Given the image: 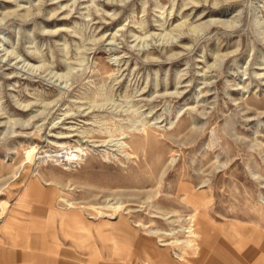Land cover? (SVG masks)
Here are the masks:
<instances>
[{"label": "rangeland", "instance_id": "obj_1", "mask_svg": "<svg viewBox=\"0 0 264 264\" xmlns=\"http://www.w3.org/2000/svg\"><path fill=\"white\" fill-rule=\"evenodd\" d=\"M36 200L72 264H264V0H0V264L52 257L1 241Z\"/></svg>", "mask_w": 264, "mask_h": 264}, {"label": "crops", "instance_id": "obj_2", "mask_svg": "<svg viewBox=\"0 0 264 264\" xmlns=\"http://www.w3.org/2000/svg\"><path fill=\"white\" fill-rule=\"evenodd\" d=\"M63 218L69 219L66 225H63L64 222L62 221ZM57 222H60L59 224ZM59 226V227H58ZM64 226L73 230H83L88 227V225L84 222L82 218V213L80 212H73L72 210H62L55 208L54 204H45L42 201H35L33 205L26 208V204L23 202H15L14 206L11 207L10 211L8 212L7 216L4 219L3 226L1 228L3 235L1 241L5 245H9L12 247H37L41 246L44 250L49 249L50 254L52 257L43 258L41 257L40 262L43 264H72L67 258L60 257V253H53V248H57L56 245L53 243H59L57 245H63L58 238H54L53 240L45 237L39 236H32L27 235L26 232H37L43 230H54V231H66L64 230ZM121 227V231L124 238L123 240H127L132 233H137L138 240H137V252H136V261L142 259L144 264H206L201 260H193L192 262L189 261H181L176 258L171 252L172 249L168 247H163L160 245L159 240L156 236L153 235L154 231H145L142 234V237L139 235L138 231H133L131 228H136V226L125 225ZM31 234V233H30ZM63 239V238H62ZM114 248V247H113ZM22 249V248H21ZM52 249V250H51ZM11 254V255H10ZM9 258L11 261L13 257H15L12 253H10ZM221 260L225 261L226 264V256L224 254L219 253ZM117 255V254H116ZM13 256V257H12ZM33 258L38 260L39 256L33 255ZM90 258V257H89ZM130 258V257H129ZM127 262H121L119 264H130V260ZM66 259V260H64ZM118 260L119 258L116 257ZM126 261V260H125ZM201 261L203 263H201ZM200 262V263H199ZM13 263V262H12ZM109 262L108 264H110ZM142 263V264H143ZM19 264V263H16ZM114 264V263H111ZM136 264V263H135ZM219 264H222L219 262Z\"/></svg>", "mask_w": 264, "mask_h": 264}, {"label": "bare ground", "instance_id": "obj_3", "mask_svg": "<svg viewBox=\"0 0 264 264\" xmlns=\"http://www.w3.org/2000/svg\"><path fill=\"white\" fill-rule=\"evenodd\" d=\"M32 183V182H31ZM33 184V183H32ZM184 189V190H183ZM182 191H187L185 188H182ZM188 192V191H187ZM186 193V192H185ZM24 196V195H23ZM22 196V197H23ZM25 196H27V193L25 194ZM199 197L201 198V195H199ZM203 198V197H202ZM125 224V223H124ZM142 227V226H141ZM193 228H195V230H192ZM193 228L192 229H190V230H188V231H186V233H188L189 234V237L190 238H194V239H192V240H190V241H188L187 243H188V247L187 248H190V247H195L196 245H197V238L199 239L200 237H201V235H202V233L204 232V230L203 229H200L198 226H197V224H196V226L194 227L193 226ZM160 234H162V233H160ZM164 234V233H163ZM153 235H157L158 236V233L157 232H153ZM166 236H169V235H166ZM165 236V237H166ZM174 236V235H173ZM161 237V236H160ZM169 244H162L161 246H163V247H167ZM195 249V248H194ZM189 250V249H188ZM194 251V250H193ZM190 254V253H189ZM193 254V253H192ZM191 254V255H192ZM183 258H184V256H183ZM182 257H179V259H183Z\"/></svg>", "mask_w": 264, "mask_h": 264}]
</instances>
